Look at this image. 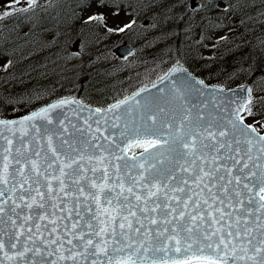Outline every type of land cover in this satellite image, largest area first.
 <instances>
[{
    "label": "snow or ice",
    "instance_id": "1",
    "mask_svg": "<svg viewBox=\"0 0 264 264\" xmlns=\"http://www.w3.org/2000/svg\"><path fill=\"white\" fill-rule=\"evenodd\" d=\"M20 3L10 0L0 19L27 11L13 7ZM144 6L137 0L134 10ZM147 6L155 18L152 27L176 19L186 35L201 27L202 39L217 29L223 34L216 36L214 49L248 47L232 39L237 24L264 28V0H147ZM177 6L185 9L179 17ZM213 8L220 10L219 22L207 15L196 19ZM90 21L106 27L102 13L89 15L85 23ZM134 25L135 18L107 31ZM80 54L66 51L63 58ZM177 71L184 75L167 78L159 89L163 97L142 103L136 93L108 109L135 107L148 122L144 139L136 140L145 153L131 165L135 173L125 163L121 174L120 163L96 154L104 149L89 135L90 124L80 129L57 120L52 129L37 126V118L52 125L50 113L75 100L62 99L18 120L0 119V264H264V87L257 88V81L264 85V38L232 63L229 77L244 82L222 102L194 103L193 94L211 86L187 69L174 68L172 74ZM132 131L141 135L139 128ZM97 164L103 165L99 182Z\"/></svg>",
    "mask_w": 264,
    "mask_h": 264
},
{
    "label": "rangeland",
    "instance_id": "2",
    "mask_svg": "<svg viewBox=\"0 0 264 264\" xmlns=\"http://www.w3.org/2000/svg\"><path fill=\"white\" fill-rule=\"evenodd\" d=\"M202 2H208V0H202ZM9 3L10 0H0V11L6 10V6ZM45 3L52 4L53 9H51V12L57 13L58 11L59 18L55 19L57 17L55 15V17L49 16V20L45 16L46 21L43 17L37 20L38 15L31 23L32 27L31 25L29 26L35 33L39 32L38 35L34 36L33 39L27 38L23 40L20 34H16L13 31L10 37L7 35L5 43H11V41L18 39L17 43H13V46L8 44L3 48L0 47V71L5 72L1 73L3 76L0 79V101H2L0 102V112L3 114L4 111L5 115V117L0 116L1 118L23 117L26 114L37 111V105L46 102L45 98L51 100L56 96L58 87L59 89L71 87L73 92L84 90L87 100L92 98L97 102L102 101L107 97L106 94L101 93L102 86L106 83L112 85L115 81H124L126 79H130L129 81L132 80L135 83L136 80L144 79L151 70H155L157 63L145 65L146 62L144 60L158 54V47L163 42L169 41L167 36L166 39L154 41L155 37L159 36L153 33L157 27H152V24L155 23V18L153 17V10L147 6V3L142 9H133V11H130L126 1L114 6L111 4L112 0H103V3H101V0H37V4L34 7H29L24 0H21L20 4H15L13 7L16 9L26 8L27 12L32 10V13L35 10L38 14ZM220 7L222 8L223 4ZM22 13L23 11H16L13 15L0 19V31L7 25L14 23V21L16 23ZM97 13H102L105 17L106 27L97 24L96 21L85 23L89 15ZM208 13H199L196 19L200 20L202 16ZM180 14L176 15V17H179ZM133 18L137 20V24L140 23L143 26L139 33L136 34L133 30L129 34L126 33L127 30L125 32L107 31L108 28L123 27L125 23ZM216 18V22H219L218 17ZM235 18L238 17H229V20ZM51 19H53V22L49 23ZM42 22L43 24H41ZM228 22V20L223 21V23ZM245 28L249 30L245 32ZM253 28L254 25L251 22H247L245 26L237 24L232 39L237 44L245 43L246 40L253 37ZM241 33L245 34L243 39L240 38ZM219 34L223 33L216 31L213 35L217 36ZM4 37L5 35H3L0 45L4 43ZM14 37H17V39ZM69 37H71V42ZM142 37L145 38L142 39ZM140 38L141 40H139ZM194 39L197 40L198 38L195 37ZM116 42L126 43L125 45L129 44L138 48L142 47L145 54L140 58L141 61L137 63L130 57L125 58L122 56L121 59L114 60L115 63H111V48L113 50L117 49L118 45ZM77 44L80 45L78 49L76 47ZM153 44L157 49L150 55ZM229 49L231 51H228L226 66L228 72H230L231 65L236 60L238 51H241L242 56L247 55L249 52L247 47L237 49L231 44H229ZM74 50L80 51L81 54L74 59L63 58L66 51ZM187 51L189 54L191 53L190 49H187ZM182 54L190 61L192 69L197 70L200 67L192 62L186 53L182 52ZM26 57L30 58V67L23 63ZM212 57L219 58L220 55L215 53ZM31 59L33 63H31ZM9 61H11L10 64ZM17 67H21V69L18 74L16 72L14 75V69ZM138 69L139 72L137 71ZM7 70L9 71L7 72ZM134 71L136 74H132ZM54 83L55 87H57V84L59 86L57 88L53 87ZM83 83L85 85H81ZM96 87L99 88L96 89ZM87 89L91 90V92L87 91ZM6 112L9 115L8 117ZM257 119H260V117H257ZM260 131L262 132L264 129Z\"/></svg>",
    "mask_w": 264,
    "mask_h": 264
},
{
    "label": "water",
    "instance_id": "3",
    "mask_svg": "<svg viewBox=\"0 0 264 264\" xmlns=\"http://www.w3.org/2000/svg\"><path fill=\"white\" fill-rule=\"evenodd\" d=\"M118 51L120 54L125 55L127 53H130L132 51V48L129 45H123L119 47ZM174 68L186 69L183 65L176 64L164 76L165 77L164 82H162L161 79H159L158 81L141 88V89H148V91L141 92V89H139L126 98L132 97L136 93H140V95L137 96L136 98L140 99L141 102L143 103L144 99H150L152 97H163L164 92H160L159 89L164 88V83L168 82L167 78L171 76V78L174 80L177 77H182L184 75L182 71H177L173 75L172 70ZM208 85H210L211 87L208 89H202L199 93L193 94L195 96V100L193 101L194 103L196 104H201L202 102L209 103V101H211L212 103L222 102L232 95V93L228 91L229 89L238 88V86L230 87V88H223V87L213 85V84H208ZM213 89H217V91L214 93ZM220 89H222L223 91L220 92L219 91ZM166 91L167 89H165V92ZM60 100H57L51 104L58 103ZM63 100H69V101L75 100L78 103L65 104L63 107L53 110L50 113V117L53 119L52 125H49L47 124L46 121L37 118L36 120L37 126L41 127L42 131H43V127H47L49 129L54 128V125L57 122V120H64V123L66 125L69 123L75 124L80 129H85L90 124L92 127H91V133H89V135H95L96 137H98L99 139L97 141H94V143H100L101 145H103V149H104L102 152L97 151L96 154L97 155L102 154L106 158L112 159L113 163H120L121 164V169H120L121 174L127 171V169L124 167L125 163H127L128 167L131 168V165L136 162L135 158L139 157L142 153H145V149L137 153H130L129 151L130 147L136 144V140L138 138L141 140L144 139L143 130H144V127H146L148 124L147 121H142L140 119V110L138 108L134 107L133 109L129 110L128 105H122L119 109H115L114 111L110 112L108 111L110 106H112L110 105L106 108L101 109L102 110L101 113L97 114L95 113V109H97L96 107L89 105V104H84L75 97L63 98ZM51 104L46 105L45 107H49ZM130 104L135 105V101L131 100ZM90 109L92 110L91 112L89 111ZM40 110H37L35 112L38 113L40 112ZM193 111L195 112V109H193ZM102 116L107 117L106 122H105V119H102ZM117 116H119L120 118L117 119L116 118ZM20 118L22 117L12 118V119H7V120H18ZM85 121H87L88 123L85 124ZM97 121H99V124L96 123ZM125 124H127V128H125ZM97 128H99L98 132L96 131ZM133 128L140 129L141 135L139 137H137V134L132 131ZM69 130L71 131L72 129L70 128ZM0 131H2V129H0ZM3 134L5 136L10 135L7 131H3ZM77 135H79V133H77ZM18 136H19V133H17V137ZM27 139L28 138L25 137V141H27ZM14 142L17 146L19 145L18 139H15ZM3 143L4 141L0 140V144H3ZM56 146L59 149L60 147L59 139L56 140ZM33 147H35V142L33 143ZM152 151H154L152 148H148V152H152ZM114 156H120L122 158L117 161L113 159ZM102 168H103V165L97 164L98 171L96 173V176H97L98 182H99V177H100V171H102ZM112 170L113 169L111 168V166H109L110 173L112 172ZM131 171L135 173L137 169L131 168ZM89 175H91V173H89ZM105 191L107 192L108 189H106ZM101 204L104 207H107V205L104 204L103 195L101 196ZM92 207L94 209L95 205L93 204ZM88 215H91V213H89ZM4 241H5L6 249L11 251L9 249L10 242L8 241L7 237H4ZM5 264H10V262L5 261Z\"/></svg>",
    "mask_w": 264,
    "mask_h": 264
},
{
    "label": "trees",
    "instance_id": "4",
    "mask_svg": "<svg viewBox=\"0 0 264 264\" xmlns=\"http://www.w3.org/2000/svg\"><path fill=\"white\" fill-rule=\"evenodd\" d=\"M125 1L127 2L128 0H112L111 4L116 6V5H119L120 3H123ZM133 3H134V7L137 8V0H133ZM141 3L145 4L146 0H143ZM51 9H53L52 4L49 5L48 3L47 4L45 3V5H43V7H41V10H39L38 14H37V12H35V10H33V13H32V10H30V9H29L30 10L29 12L23 11L21 17H19V20L18 21L16 20L17 21L16 23L14 21V23H12L11 25H7L2 31H0V33H1L0 41L3 39V35H5L4 43L1 44L0 47L3 48V47H5V45H8V44H9V46H13V43H17V41H18L17 37H14L17 40L11 41V43H9V42L5 43V41L7 40V35H9V37H10L11 36L10 34L13 33V31H15L16 34H20L22 36L23 40H25L27 38L33 39L34 36L39 34V32L35 33V31H33L29 28L31 23H33V21H34L33 19L35 17H37L39 15L37 17V20H40L41 17H43V19H45V16H47L48 17L47 20H49V16L55 17V15H57V17H55V19L59 18V12L58 11H57V13L54 11L51 12ZM43 19H41V20H43ZM45 21H46V19H45ZM52 22H53V19H51V21H49V23H52ZM41 24H43V22ZM242 26H245V25H242ZM31 27H32V25H31ZM164 28L166 30V27H164ZM173 28H174V25H172L171 29L167 32V33H169L171 31V34L164 33L161 30H158L157 28L155 31H153V33H156L159 36L158 38L155 37L154 41H156L157 39H166V36L168 37L169 41L166 43L163 42L158 47V51H159L158 54L152 55L151 58H145L144 61L149 65H153V64L157 63V68L155 70L151 71L144 78V80L138 78L140 80H136L135 83H133L132 80L129 81L130 79H128V80L126 79L124 81H115L112 85H109L106 83L105 85L102 86L101 93L106 94L107 97H106V99H103L102 101H99V102L93 100L92 98H90L91 100H87L84 90L73 92V89L71 87H68L65 89H59V87H58L59 84H57L58 91L56 89V93H57L56 96H54L53 99H51V100H48V98H45L44 100H46V102H43V103L37 105L36 109H38L41 106L49 103L50 101L52 102L53 100H56L60 97L69 96V95L76 96L81 101L95 105L98 108H104V107H107V106L113 104L114 102L118 101L119 99L131 94L136 88L139 87V85L147 84L148 82L155 81L157 78L163 76V74L173 64L177 63L178 61L190 67L189 60L186 59V57L182 54V52H184L186 54L188 52L187 51V49H189L187 46L188 38L184 37L181 33L177 34V32L173 30ZM141 29H143V26L139 23L132 30L137 34L140 32ZM263 29L264 28L258 27V31H259L261 37L264 34ZM130 32H131V30H127L126 33L129 34ZM117 34H120V33H117ZM233 34L234 33H232L231 36ZM144 38L145 37H142V39H144ZM118 39H120V38H118ZM139 40H141V38ZM177 42H180L182 44V46L179 45V43H177ZM246 42H247V40H246ZM116 44H120V43L116 42ZM133 49H134L133 53L127 54L125 56L127 58L130 57L134 61H137V63H139L141 61L140 58L143 57L145 54L144 50L142 49V47H139V48L133 47ZM155 49H157V48L153 44L151 46L150 55L153 53V51ZM111 52H112L111 53V63L114 62V60L121 59L122 56L116 51V49L113 50L111 48ZM135 53H136V55H135ZM29 57H31V56L29 55ZM189 59H190V57H189ZM23 61H24L23 63L25 65H29V67L31 66L30 65V58L26 57V59H24ZM31 63H33L32 59H31ZM20 69H21V67H17L16 69H14V72H13L14 75L16 72L18 74ZM8 71L9 70H7V72ZM137 71L139 72V69ZM207 72H208L207 74H200L203 79L208 80V81H212V82H214L216 80L220 84H226V81L224 79L212 77L209 75V73H212L215 75L217 73L222 72L220 70L219 66H214L213 68L207 69ZM1 73H5V72L0 71V79H2V76H3V75H1ZM222 73H224V72H222ZM132 74H136V72L134 71ZM81 85H85V84L83 83ZM53 87H55V83H54ZM57 87H55V88H57ZM97 88H99V87H96V89ZM89 89H87V91L91 92V90H89ZM0 116L5 117L4 111H3V114H1V112H0ZM8 116L9 115L7 113V117ZM143 147H145V146H142L141 144H137L133 147V150H140V148H143Z\"/></svg>",
    "mask_w": 264,
    "mask_h": 264
},
{
    "label": "flooded vegetation",
    "instance_id": "5",
    "mask_svg": "<svg viewBox=\"0 0 264 264\" xmlns=\"http://www.w3.org/2000/svg\"><path fill=\"white\" fill-rule=\"evenodd\" d=\"M219 15H220V10H219L218 8H213V9L211 10V12H209V13L207 14V16H210V17H212V18H216V17L219 18ZM232 82H235V80H232Z\"/></svg>",
    "mask_w": 264,
    "mask_h": 264
}]
</instances>
